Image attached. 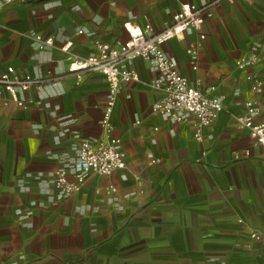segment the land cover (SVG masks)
<instances>
[{
    "label": "crops",
    "instance_id": "crops-1",
    "mask_svg": "<svg viewBox=\"0 0 264 264\" xmlns=\"http://www.w3.org/2000/svg\"><path fill=\"white\" fill-rule=\"evenodd\" d=\"M208 1L26 0L0 9V72L12 65L42 80L19 93L26 106L0 94V264H264V245L250 236L264 235V147L235 121L254 96L248 73L263 82L264 121V0L221 1L204 39L187 29L162 46L191 84L223 97L200 140L192 114L176 121L152 111L162 96L149 85L154 63L123 61L139 77L120 86L111 115L125 167L90 172L63 198L52 183L57 168L73 180L75 148L101 137L107 99L103 73L77 83L61 46L86 56L98 40L127 39L124 25L160 30L182 3ZM36 34L53 44L40 48ZM252 45L260 60L238 69Z\"/></svg>",
    "mask_w": 264,
    "mask_h": 264
},
{
    "label": "built area",
    "instance_id": "built-area-1",
    "mask_svg": "<svg viewBox=\"0 0 264 264\" xmlns=\"http://www.w3.org/2000/svg\"><path fill=\"white\" fill-rule=\"evenodd\" d=\"M26 0H0V9L10 3H20ZM221 1L233 3L235 0H210L206 3L195 4L184 2L180 8L172 13L171 20L160 30H154L150 24L142 27L124 25L128 38L116 40L113 43L98 40L95 42V52L86 56L69 53L71 42L68 41L61 49L68 53V73L74 74L76 82L89 71L103 73L107 81V99L105 101L100 125L102 135L99 139L84 138L76 146L73 157V180L63 168H57L52 173V183L57 190V196L67 197L80 189L86 175L96 172L109 175L115 169L124 168L125 153L119 147V139L111 136L113 124L111 115L116 102L120 86L127 81H138L137 72L132 67H122L123 61L138 57L150 59L157 68L158 74L149 85L162 92L160 99L152 104V111L160 116H166L181 121L184 113L194 116V137L202 138L203 129L209 125L222 109V96H209L198 85L191 84L182 75L176 62L163 49V44L179 37L183 31L190 29L198 33L199 40L205 38L202 26L206 17L212 15V7ZM79 32L82 29L78 30ZM40 48L53 44V37L35 35ZM191 56L192 68H196L198 44H191L187 48ZM260 60L258 47L252 45L248 55L235 61L238 69L252 66ZM251 83L254 96L245 101V111L235 116L239 128L248 130L254 143L264 147V121L257 118L260 111L257 96L263 92V82L257 74L246 75ZM42 81L35 79L28 72H18L12 65H7L0 72V94L7 92L10 99L18 106H26V102L19 96L31 85ZM158 158H155L157 161ZM116 190L113 185L106 187L105 192L111 194ZM250 236L264 245V235L258 231H251Z\"/></svg>",
    "mask_w": 264,
    "mask_h": 264
}]
</instances>
